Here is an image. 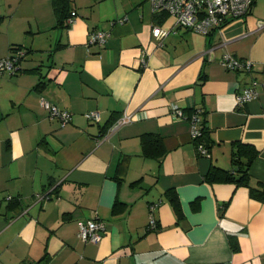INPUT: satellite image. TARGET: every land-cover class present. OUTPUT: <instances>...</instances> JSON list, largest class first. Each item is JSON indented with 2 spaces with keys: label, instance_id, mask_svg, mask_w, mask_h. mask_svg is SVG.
<instances>
[{
  "label": "crops",
  "instance_id": "0c3cea01",
  "mask_svg": "<svg viewBox=\"0 0 264 264\" xmlns=\"http://www.w3.org/2000/svg\"><path fill=\"white\" fill-rule=\"evenodd\" d=\"M69 10L75 20L59 26L51 0H0V58L25 51L18 72H0V264H264V87L235 101L264 80V0L206 35L148 0H70ZM93 29L109 33L102 46L86 45ZM225 51L251 70L225 68ZM41 97L70 120L48 117ZM172 103L186 116L199 107L204 134L193 140ZM234 142L257 149L248 185L206 181L211 166L231 168ZM94 214L105 231L83 242L77 222Z\"/></svg>",
  "mask_w": 264,
  "mask_h": 264
},
{
  "label": "built area",
  "instance_id": "2783aa9c",
  "mask_svg": "<svg viewBox=\"0 0 264 264\" xmlns=\"http://www.w3.org/2000/svg\"><path fill=\"white\" fill-rule=\"evenodd\" d=\"M153 12H165L171 15L176 24L189 28L195 32L206 35L212 29L219 28L226 21V17H240L249 10L254 0H148ZM74 15L67 17L66 22L73 23ZM124 18L120 19L121 21ZM258 28L264 27V20L257 21ZM152 35L162 37L167 30L158 25H152ZM108 32L102 29H93L88 32L86 45L98 44L102 46L108 36ZM25 51L22 48H15L7 56L0 58V72L15 74L20 70V60ZM142 64L145 63V57L140 58ZM220 63L227 69L250 71L252 61L250 59L238 58L231 53L225 51L220 57ZM264 87V80L252 77L247 86L240 88L235 93V101L238 105H243L258 94L259 88ZM41 105L50 118H56L61 125L67 123L71 114L68 110L62 109L50 101L41 97ZM173 115L177 118H188L189 135L193 140L198 139L202 135L204 128L203 117L199 107L194 108L188 116H186L180 106L175 103L171 104ZM88 119H99L98 111L90 110L84 113ZM130 120L129 115L123 114L116 119L108 128L112 131L118 125L126 123ZM105 133L102 136H105ZM196 149L200 154L209 155L208 148L198 143ZM9 198V196H8ZM37 200L48 198L47 193H35ZM155 204H149L150 210ZM105 223L96 214L84 220L77 222V236L83 242H98L105 231ZM156 228V219L152 213L149 215L147 229Z\"/></svg>",
  "mask_w": 264,
  "mask_h": 264
},
{
  "label": "trees",
  "instance_id": "16d2710c",
  "mask_svg": "<svg viewBox=\"0 0 264 264\" xmlns=\"http://www.w3.org/2000/svg\"><path fill=\"white\" fill-rule=\"evenodd\" d=\"M69 1L70 0H51V6L54 13V16L56 18V22L59 26H66L68 27L70 24L66 22L67 17L73 15V13L69 10ZM87 40V39H86ZM15 48H21L19 46H12L10 47V52L13 51ZM111 120L107 127L115 120ZM106 127V128H107ZM205 131V125L202 129V135ZM145 141L153 142L151 145L148 146L149 152L153 153L154 151H158L156 149L157 145L159 144V137L156 134H148L143 138ZM234 148H232L231 151V168H221L217 166H211L207 172L204 175V179L209 182H215V181H234L238 184H244L248 185V169L250 167V164L252 163L253 159L255 158L257 154V149L249 144V143H242V142H234L233 143ZM151 147V148H150ZM147 150V147H146ZM264 196V187H262V190H257V194ZM166 194L170 197L171 201L173 202V205L175 210L177 211L178 215L180 213L179 207L176 205V195L174 194V191L168 190ZM119 203H115L113 205V209L116 210L117 205ZM226 203H223L222 206L224 207Z\"/></svg>",
  "mask_w": 264,
  "mask_h": 264
},
{
  "label": "water",
  "instance_id": "95a60500",
  "mask_svg": "<svg viewBox=\"0 0 264 264\" xmlns=\"http://www.w3.org/2000/svg\"><path fill=\"white\" fill-rule=\"evenodd\" d=\"M46 71H47V67L42 66V67H41V70H40V73H41L42 75H45Z\"/></svg>",
  "mask_w": 264,
  "mask_h": 264
},
{
  "label": "rangeland",
  "instance_id": "374dc122",
  "mask_svg": "<svg viewBox=\"0 0 264 264\" xmlns=\"http://www.w3.org/2000/svg\"><path fill=\"white\" fill-rule=\"evenodd\" d=\"M88 8V7H87Z\"/></svg>",
  "mask_w": 264,
  "mask_h": 264
}]
</instances>
